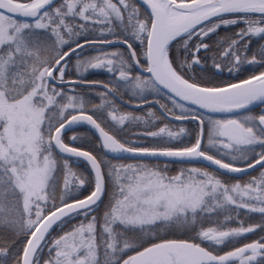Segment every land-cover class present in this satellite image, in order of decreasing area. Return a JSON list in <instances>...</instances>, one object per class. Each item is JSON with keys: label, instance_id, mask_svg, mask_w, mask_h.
<instances>
[{"label": "snow or ice", "instance_id": "6c2138e0", "mask_svg": "<svg viewBox=\"0 0 264 264\" xmlns=\"http://www.w3.org/2000/svg\"><path fill=\"white\" fill-rule=\"evenodd\" d=\"M0 264H264V0H0Z\"/></svg>", "mask_w": 264, "mask_h": 264}]
</instances>
